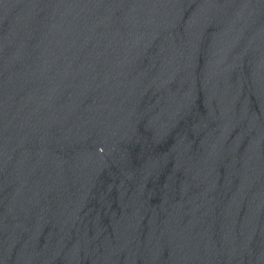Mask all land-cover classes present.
I'll list each match as a JSON object with an SVG mask.
<instances>
[{"label":"water","instance_id":"obj_1","mask_svg":"<svg viewBox=\"0 0 264 264\" xmlns=\"http://www.w3.org/2000/svg\"><path fill=\"white\" fill-rule=\"evenodd\" d=\"M0 264H264V0H0Z\"/></svg>","mask_w":264,"mask_h":264}]
</instances>
